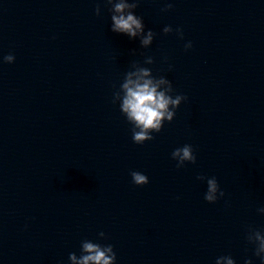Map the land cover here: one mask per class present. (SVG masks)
<instances>
[{"label": "water", "instance_id": "1", "mask_svg": "<svg viewBox=\"0 0 264 264\" xmlns=\"http://www.w3.org/2000/svg\"><path fill=\"white\" fill-rule=\"evenodd\" d=\"M111 7L0 0V264H70L83 240L115 264H262L246 235L264 232V0H138L147 48L111 30ZM139 67L187 97L143 144L120 110ZM185 144L196 163L178 169ZM199 175L225 195L208 203Z\"/></svg>", "mask_w": 264, "mask_h": 264}, {"label": "clouds", "instance_id": "2", "mask_svg": "<svg viewBox=\"0 0 264 264\" xmlns=\"http://www.w3.org/2000/svg\"><path fill=\"white\" fill-rule=\"evenodd\" d=\"M106 3L111 5L112 12L111 30L115 33L126 34L129 38L140 37V44L147 48L153 43V31L148 30L145 34V25L142 17L134 14V10L138 7V0H106ZM173 7L172 3H167L162 11H169ZM96 15H100V8L95 9ZM164 34L173 32L171 26H166L163 29ZM176 34L180 39H183V30L175 29ZM185 50L192 47L191 41L185 44ZM15 56L8 54L3 57V62L13 63ZM146 64L154 63L152 57H147L144 61ZM136 76V79H132ZM161 85H166L164 90H158ZM120 91H123L122 104L120 110L126 117L127 121L133 125L132 139L136 144H143L145 141L153 140L151 133H159L164 125V122H171L175 116L176 109L181 102L186 100L184 95H171L174 91L172 83L163 76L154 77L149 68L139 67L135 72L127 73L123 83L120 86ZM120 91L114 93L113 103L120 97ZM171 105V109L170 106ZM172 159L177 161L176 167L182 168L185 162L192 164L196 163L193 147L190 144H185L173 150ZM132 182L137 186H143L149 183L148 177L139 172H130ZM198 180L206 181L207 191L204 194V199L208 203H215L225 195L219 187L215 177H206L203 175L197 176ZM264 213V208L258 209ZM100 238H105V233L100 232ZM246 240L249 244L255 246L254 255L261 259L264 264V232L249 228L246 235ZM81 255L78 257L75 253H69L70 264H115L116 253L111 244L101 245L90 240H83L80 245ZM215 264H235L234 259L229 256L218 257ZM245 264H252V261L246 260Z\"/></svg>", "mask_w": 264, "mask_h": 264}]
</instances>
